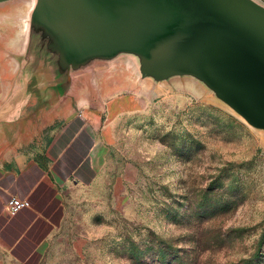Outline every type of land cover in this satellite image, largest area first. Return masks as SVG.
Returning a JSON list of instances; mask_svg holds the SVG:
<instances>
[{
  "label": "rangeland",
  "instance_id": "374dc122",
  "mask_svg": "<svg viewBox=\"0 0 264 264\" xmlns=\"http://www.w3.org/2000/svg\"><path fill=\"white\" fill-rule=\"evenodd\" d=\"M106 99L103 168L65 191L39 264H264V131L190 77Z\"/></svg>",
  "mask_w": 264,
  "mask_h": 264
},
{
  "label": "water",
  "instance_id": "95a60500",
  "mask_svg": "<svg viewBox=\"0 0 264 264\" xmlns=\"http://www.w3.org/2000/svg\"><path fill=\"white\" fill-rule=\"evenodd\" d=\"M19 3H29L24 71L46 70L67 89L73 73L121 59L137 80L195 79L264 131V5L256 0H0Z\"/></svg>",
  "mask_w": 264,
  "mask_h": 264
},
{
  "label": "crops",
  "instance_id": "0c3cea01",
  "mask_svg": "<svg viewBox=\"0 0 264 264\" xmlns=\"http://www.w3.org/2000/svg\"><path fill=\"white\" fill-rule=\"evenodd\" d=\"M15 8L0 5V264H39L63 221L65 191L92 183L103 168L106 98L137 76L116 59L73 73L61 89L46 70L24 71L26 31ZM11 197L29 205L10 212Z\"/></svg>",
  "mask_w": 264,
  "mask_h": 264
},
{
  "label": "built area",
  "instance_id": "2783aa9c",
  "mask_svg": "<svg viewBox=\"0 0 264 264\" xmlns=\"http://www.w3.org/2000/svg\"><path fill=\"white\" fill-rule=\"evenodd\" d=\"M28 205L29 203L27 200L20 199L18 197H11L6 203V207L10 212H17L21 208L26 207Z\"/></svg>",
  "mask_w": 264,
  "mask_h": 264
},
{
  "label": "bare ground",
  "instance_id": "6f19581e",
  "mask_svg": "<svg viewBox=\"0 0 264 264\" xmlns=\"http://www.w3.org/2000/svg\"><path fill=\"white\" fill-rule=\"evenodd\" d=\"M33 2V0H32ZM27 19V15H25V18L23 17V22L25 23V20Z\"/></svg>",
  "mask_w": 264,
  "mask_h": 264
}]
</instances>
